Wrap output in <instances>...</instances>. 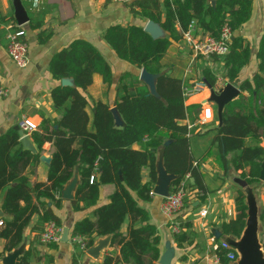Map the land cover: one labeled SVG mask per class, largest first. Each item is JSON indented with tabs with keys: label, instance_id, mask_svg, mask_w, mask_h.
<instances>
[{
	"label": "trees",
	"instance_id": "16d2710c",
	"mask_svg": "<svg viewBox=\"0 0 264 264\" xmlns=\"http://www.w3.org/2000/svg\"><path fill=\"white\" fill-rule=\"evenodd\" d=\"M131 5L137 8L131 10L134 15L159 23L166 36L154 39L139 25L115 24L103 32V39L120 60L158 75L155 82L158 96L152 95L137 77L138 85L124 95L121 76L112 104L103 99L90 100L87 91L94 76L101 77L103 94L107 95L113 74L106 58L87 40L74 39L51 57L48 69L58 81L50 90L55 116L41 114L37 129L30 132L39 152L23 150L14 129L0 135V195L4 213L0 259L21 244L23 230L34 214L37 221L32 229L37 236L50 220L62 225L57 215L62 208L61 190L77 171L79 183L71 200L74 211L94 207L101 185L114 186L108 202L93 211L94 219L84 217L71 228L72 234L85 238L87 248L96 237L112 235L111 245L120 246L119 254L109 252L99 264H156L159 260V232L139 202H150L153 198L155 151L165 142L168 143L164 150L165 168L180 176L172 186L183 181L187 174L194 178L195 184L198 182L200 161L190 151L189 138L199 135L201 126L195 122L202 106L186 103L183 88L193 78L191 74L163 72L164 59L172 43L182 41V34L192 20L198 29L213 37L219 35L224 24L235 32L250 19L252 0H215L214 6L210 0H136ZM29 9L30 27L40 28L42 21L31 11L37 9L33 2ZM4 21L0 15V23ZM50 36V31H41L38 40L43 43ZM228 47L221 58L213 56L210 60H220L225 81L235 83L240 70L250 61L251 46L245 38L234 36ZM256 59L255 74L238 82L239 95L224 105L221 125L204 132L214 135L211 146L215 150L208 154L217 157L218 169L224 174L230 169L241 170L239 177L248 185L259 182L264 161V33ZM201 75L207 86L215 85L216 75L210 67L204 66ZM64 77L72 78L75 86H62L60 80ZM112 107L122 120L120 125L115 123ZM46 142L51 145L47 180L31 182L28 167L39 162ZM144 168L148 170L147 179L142 174ZM185 184L188 196L195 191L198 199H204V195L200 196L201 189L192 190L186 180ZM188 196L183 208L191 206ZM246 209L245 194L238 189L235 217L221 225L222 233L238 238L245 227ZM126 219L127 231L122 235L120 229ZM174 219L181 227L179 233H172L177 246L192 242L195 237L192 218L176 214ZM49 246L56 248L57 243ZM223 252L220 248L216 250L221 261ZM28 254H23L18 264H28Z\"/></svg>",
	"mask_w": 264,
	"mask_h": 264
},
{
	"label": "crops",
	"instance_id": "0c3cea01",
	"mask_svg": "<svg viewBox=\"0 0 264 264\" xmlns=\"http://www.w3.org/2000/svg\"><path fill=\"white\" fill-rule=\"evenodd\" d=\"M20 2L28 17H30L29 6L33 2V6L37 9L31 11L34 17L42 21V25L37 29L31 28L29 21L22 25L28 43V64L25 67L16 66L7 53L6 38L9 26L17 24L14 17L13 0H0V15L5 18V21L0 23V86L6 90V95L0 96V135L14 129L15 126L21 128V122L25 119L30 120L37 127L41 114L45 117L55 116L50 90L58 84V81L52 78L48 64L57 51L74 39L79 38L90 42L106 58L112 69V85L107 95L103 94L104 87L101 77L94 76L93 83L87 91L93 100L103 99L112 104L115 100V86L121 76H123L121 86L124 95L138 85L135 78L137 77L140 80L141 69L139 70L135 66L120 60L103 39V32L111 25L135 24L144 27L148 20L132 13V9L137 10L135 6L131 5L132 3L123 4L112 0H38V2L36 0H20ZM41 31L51 32L50 38L43 43L38 40ZM263 33L264 0H252L250 19L233 32L231 37L241 36L248 40L251 46L250 61L248 65L240 70L238 82L250 79L257 71L256 52ZM164 63L163 72H173L175 75L183 76L191 74L193 78L189 84L196 80H203L201 69L204 66L210 67L216 75V85L214 86L222 83V88L227 83L223 77L225 70L220 60L214 62L203 58H193L190 49L183 42L172 43ZM142 83L144 82L142 81ZM125 84H127L126 89ZM95 86H97V91H94ZM209 96L210 88L207 86L204 90L185 99L187 104L200 103L202 106L203 103L207 104L208 102L213 110L212 120L203 125L198 124L201 117L200 110L195 122L201 126L198 127L199 135H193L189 138L190 151L200 161L199 171L197 172L199 179L196 184L192 177H185V180L192 185V190L194 188L196 190L201 189L203 192L200 196L204 195V199H198L195 191H193L194 193H190L187 198L191 202V206H185L179 214L183 218H192V229L195 232L193 241L184 244L182 247L177 246L168 226V219L160 210L163 197L153 194L150 202H139L148 211L150 222L156 226L159 232L160 255L165 250L166 242H169L170 246L174 248V256L170 264H222L223 261L217 260V246L224 238L231 235L222 233L221 225L235 217L236 191L241 189L244 192V188L237 182V180H242L239 177L241 170L230 169L227 174H224L218 169L217 157L208 154V152L215 150L211 146L214 135L204 132L206 129L221 125L217 115V104L209 101ZM28 135L30 141L34 143L30 134ZM261 145H263V142ZM22 149L25 150L23 147ZM41 155L51 158L50 143L46 142L42 145ZM231 156L232 153L228 154V157ZM48 164L39 158L38 163L30 165L27 170L30 181L46 182ZM147 172V168L142 170L145 179H147ZM74 174L78 175L77 171H74ZM248 186L253 188L257 206V238L264 256V182L259 180V182ZM113 190L114 186L111 184L101 185L97 204L81 211L72 209L71 199L62 198V208L57 211L62 226L69 227L70 231L75 221L84 217L94 219L93 211L97 206L108 202ZM2 201L3 197L0 195L1 206ZM36 221L37 215L34 214L30 223L23 230L22 242L17 247L22 248L17 257V264L18 259L26 252H29L28 264H99L109 252L119 254L120 246L111 245V234L95 238L92 246L105 241V245L98 251L97 257L88 254L87 251H80L68 241H59L56 248H50L49 244L45 245L39 241V236L32 229ZM127 224L128 220L126 219L120 229L122 235L126 234ZM3 247L4 239L0 238V251L3 250ZM2 258L0 264H2ZM49 258H52V260L50 261ZM156 264H159L158 261Z\"/></svg>",
	"mask_w": 264,
	"mask_h": 264
},
{
	"label": "water",
	"instance_id": "95a60500",
	"mask_svg": "<svg viewBox=\"0 0 264 264\" xmlns=\"http://www.w3.org/2000/svg\"><path fill=\"white\" fill-rule=\"evenodd\" d=\"M212 6L215 4V0H212ZM14 5V17L16 23L19 25H23L28 22L29 17L24 7L22 6L20 0H13ZM144 31L147 32L152 38H162L165 37V32L160 26L159 23H156L152 20H148L143 27ZM158 75L151 74L147 72L145 69H141L139 78L144 82L145 85L148 86L149 92L158 96V93L155 88V82ZM238 83V79L235 83L227 82L222 88L215 91L213 88H210V96L208 97L209 101H213L217 104V115L219 118V123H222L221 112L224 105L236 98L240 91L236 86ZM60 84L62 86H71L74 87L75 83L72 78L64 77L61 78ZM114 117L115 123L120 125L122 120L120 116L117 114L116 109L114 107L111 108ZM14 130L17 131L20 139V143L25 150H29L30 152H38V145L36 143H32L29 139V135H25L23 130L19 126H15ZM168 143L165 142L164 145L159 146L155 151V161H154V170H155V183L152 188V194L159 195L161 197H166L169 195L171 184L178 179L180 176L174 173H170L166 170L164 165V150L165 146ZM40 159L46 163L50 162V157H46L44 155L40 156ZM261 170L259 172V180L264 182V161L261 163ZM238 184H240L244 188L245 194V204L247 206L246 209V220L245 227L238 237L235 239L234 237L227 236L224 238V242L230 245L233 249H235L238 253V259L234 264H264V256L260 249V244L257 238V206L255 202V198L253 195V188L249 187L248 184L244 180H237ZM78 185V175L74 174L72 178L64 185L61 190V198L64 199H74V192ZM4 213L2 210V206L0 205V219L3 217ZM68 233L69 227L64 226L63 231L60 237L61 242L68 241ZM105 245V241L100 242L96 246H90L87 248V253L97 257L98 251ZM22 248H17L12 252H9L2 258V264H17V257L20 254ZM174 256V248L170 246L169 242L165 244V250L160 255L158 263L159 264H170L172 258Z\"/></svg>",
	"mask_w": 264,
	"mask_h": 264
},
{
	"label": "built area",
	"instance_id": "2783aa9c",
	"mask_svg": "<svg viewBox=\"0 0 264 264\" xmlns=\"http://www.w3.org/2000/svg\"><path fill=\"white\" fill-rule=\"evenodd\" d=\"M113 2L131 4L136 0H112ZM38 2V0H36ZM232 31L227 24H224L217 37H213L208 33H203L192 20L187 30L183 32L182 41L189 49L193 58H203L205 60H210L213 56L221 58L228 52V42L231 40ZM25 30L22 25L13 24L10 25L7 32V53L10 59L18 67H25L28 64V43L25 39ZM216 85V84H215ZM222 83L218 86H212L215 91L219 90ZM207 87L203 80H196L192 84H188L183 88L184 97L188 98L195 93L204 90ZM6 90L0 86V96H5ZM203 103L201 109V117L198 124H205L212 120L213 110L210 104L207 102ZM21 128L25 135L30 134L31 131L35 130L37 127L30 120H23L21 122ZM189 177V174L185 176ZM188 196L187 188L185 184V179L179 182L177 185L172 186V190L169 195L162 198L160 205V210L164 216L168 219V224L170 223V229L172 233H179L181 227L179 221L175 220L176 214H179L184 206V200ZM2 221L0 220V226ZM63 231V226L58 225L55 221L50 220L46 222L43 229L39 235V241L42 244L58 243ZM68 242L77 247L80 251L85 252L87 250V244L85 238L80 234H72L71 230L68 233ZM223 250L224 261L222 264H234L238 259V253L230 245L224 241L220 242L217 246ZM217 260H220L217 256Z\"/></svg>",
	"mask_w": 264,
	"mask_h": 264
},
{
	"label": "rangeland",
	"instance_id": "374dc122",
	"mask_svg": "<svg viewBox=\"0 0 264 264\" xmlns=\"http://www.w3.org/2000/svg\"><path fill=\"white\" fill-rule=\"evenodd\" d=\"M126 85H127V84H125V89L127 88ZM97 90H98V89H97V86H95V87H94V91H97ZM87 97H89L90 100L92 99V96L89 95V93H87Z\"/></svg>",
	"mask_w": 264,
	"mask_h": 264
}]
</instances>
